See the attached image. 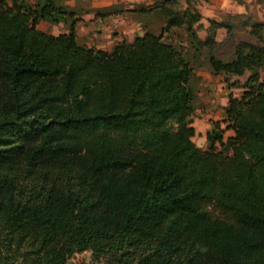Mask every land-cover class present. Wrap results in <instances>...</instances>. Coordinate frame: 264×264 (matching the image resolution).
Returning <instances> with one entry per match:
<instances>
[{
	"label": "trees",
	"instance_id": "obj_1",
	"mask_svg": "<svg viewBox=\"0 0 264 264\" xmlns=\"http://www.w3.org/2000/svg\"><path fill=\"white\" fill-rule=\"evenodd\" d=\"M173 1L146 9L159 33L104 51L64 0H0V264H264V23L203 40L191 0ZM200 68L244 89L206 150Z\"/></svg>",
	"mask_w": 264,
	"mask_h": 264
},
{
	"label": "crops",
	"instance_id": "obj_2",
	"mask_svg": "<svg viewBox=\"0 0 264 264\" xmlns=\"http://www.w3.org/2000/svg\"><path fill=\"white\" fill-rule=\"evenodd\" d=\"M64 1L70 9L76 12L79 18L75 27L78 41L89 47L104 51H112L116 45L122 42L132 43L136 37L145 35L150 30L151 22H153L152 16L156 15L146 9L159 2L156 0H91L89 9L77 10L76 4L68 2V0ZM257 1L208 0V2H203L201 0L196 6L201 15L199 22L196 24L198 34L199 28L204 27L203 35L199 34L200 38L204 40L212 33L211 26L213 22L222 23L223 14H233L241 17L247 15L255 17V14H258L256 19L259 18L260 22L263 21L264 23V5ZM119 4L125 5L124 10L115 11ZM104 10L108 12L104 13ZM109 10L113 11L109 12ZM214 31L217 41H222L227 34V30L223 26L216 27ZM200 75L204 76L203 78L207 80V85H209L205 93L208 104L203 109V112H205L203 118H194L192 126L196 134L193 141L198 147L206 150L208 146L207 134L211 130L213 122L223 120L230 95L240 97L244 89L238 86L229 88L223 76L213 75L208 70ZM261 77L264 79V68L261 71ZM236 79L243 83L246 76L237 77ZM222 128H225L224 124H222ZM233 134V130H227L224 137L227 139ZM197 138L200 139L199 142ZM85 253L89 252L82 254ZM82 254L73 257L69 264L75 262V258Z\"/></svg>",
	"mask_w": 264,
	"mask_h": 264
},
{
	"label": "rangeland",
	"instance_id": "obj_3",
	"mask_svg": "<svg viewBox=\"0 0 264 264\" xmlns=\"http://www.w3.org/2000/svg\"><path fill=\"white\" fill-rule=\"evenodd\" d=\"M73 2L74 4L77 5V10H83V9H89V5L91 4V0H68V2ZM159 1L158 3H161L165 0H156ZM201 2V0H191V4L195 7V9L198 11L197 9V4H199ZM203 2H208V0H203ZM257 2H260L262 5H264V0H258ZM168 9H171L173 11H183L186 6H187V1L186 0H177V1H173V3H166ZM124 4H119L115 11H122L124 10ZM113 11V10H109ZM104 13H107V10L103 11ZM154 16L153 17V22H151L150 24V30L155 32V33H159L160 29H162V27H164L165 25V18L163 16V14L160 12V8L157 9V11H153ZM258 16V14H255V17L252 15H247L245 17H241L239 15H233V14H223V20H222V24L225 25H233L234 29L233 31L235 32V35L237 37V39H245V40H249L250 37L248 36V30L245 29L244 25L242 24V21L245 20H252L254 21L256 19V17ZM256 21L260 22L259 18L256 19ZM263 22V21H261ZM37 28L39 30H42L44 32L53 34V35H59V34H63V33H68V27H66L63 23L61 24H52L49 23L47 21H40L37 24ZM225 28V27H224ZM227 30V29H226ZM172 31H174L173 33H170V36L172 37V41L177 42L178 41V37L176 33H183V30H175L173 29ZM204 32V27H200L199 28V34L201 33V35H203ZM198 34V35H199ZM226 36V35H225ZM225 38V37H224ZM180 42V41H179ZM178 43V42H177ZM86 45V44H85ZM207 71L205 69H198L197 70V74L200 75L202 74V72ZM204 77V76H202ZM241 82V81H240ZM201 83V84H200ZM218 84V83H217ZM198 87V86H197ZM209 87V85H207V80H205L203 78L202 81H199V93H198V102H197V106H198V110H196L195 114L192 116L191 121L193 123L194 118H199L202 119L203 116L205 115V112H203V109L206 108V105L208 104V98L205 95L207 88ZM241 87V86H238ZM221 105V104H220ZM202 109V110H201ZM197 141L199 142L200 139L197 138ZM205 208L209 211H211L214 215H216V212L213 209V206L210 204H205ZM72 264H94L91 259H90V254L89 253H85L80 255L79 257L75 258V262H72Z\"/></svg>",
	"mask_w": 264,
	"mask_h": 264
}]
</instances>
